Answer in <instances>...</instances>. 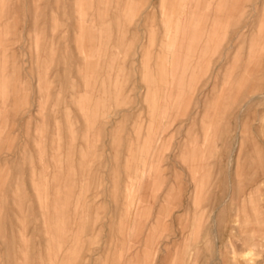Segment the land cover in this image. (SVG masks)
<instances>
[{"label":"rangeland","instance_id":"374dc122","mask_svg":"<svg viewBox=\"0 0 264 264\" xmlns=\"http://www.w3.org/2000/svg\"><path fill=\"white\" fill-rule=\"evenodd\" d=\"M0 264H264V0H0Z\"/></svg>","mask_w":264,"mask_h":264},{"label":"bare ground","instance_id":"6f19581e","mask_svg":"<svg viewBox=\"0 0 264 264\" xmlns=\"http://www.w3.org/2000/svg\"><path fill=\"white\" fill-rule=\"evenodd\" d=\"M255 96V95H254Z\"/></svg>","mask_w":264,"mask_h":264}]
</instances>
